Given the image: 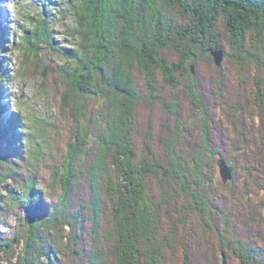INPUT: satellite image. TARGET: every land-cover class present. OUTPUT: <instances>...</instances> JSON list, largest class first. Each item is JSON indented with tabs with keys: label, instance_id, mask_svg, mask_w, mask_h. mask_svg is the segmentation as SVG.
Instances as JSON below:
<instances>
[{
	"label": "trees",
	"instance_id": "1",
	"mask_svg": "<svg viewBox=\"0 0 264 264\" xmlns=\"http://www.w3.org/2000/svg\"><path fill=\"white\" fill-rule=\"evenodd\" d=\"M56 4L52 0L33 2L37 14L28 16L32 28L19 27L18 46L24 56L20 73L39 76L40 87L53 108L58 107L51 119L34 118L40 131L38 128L33 133L27 128L28 148L46 157L43 147L34 145L36 139H41L40 144L50 143L52 134L59 132L70 137L62 190L57 196L59 202L51 203L52 208L46 210L43 198L49 194L38 184L36 171L7 174L15 178L18 190L12 188L6 196L0 195V223L11 215L16 226L11 238L0 235V255L22 242L17 263L39 264L45 260L61 264L59 256L67 257V251L76 253L72 245L80 244L89 264H163L164 251L176 248L179 242L185 263L195 264L185 238H193L195 231L204 235L211 232L213 229L207 226L209 222L214 225V217L219 216L224 225L219 226L223 233L217 234L222 252H232L240 264H264V199L259 195L264 191V0H65L55 11ZM65 9L73 18V25L67 28L73 40L70 48L55 40V30L47 18L52 11L59 15ZM44 46L59 52L66 61L51 71L39 57ZM225 47L229 50L225 52L229 67L236 71L253 69L252 104L236 103L230 95L224 100L220 90L197 83V77L202 76L199 62L212 64L211 51ZM3 49L0 41V52ZM1 66L0 81L7 75ZM212 67L211 71L223 79L224 69ZM211 71L204 73L212 75ZM48 79H52V86ZM52 88L54 93L48 91ZM167 88L172 92L169 97ZM177 91L187 94L188 100L176 102V108L171 100ZM89 96H96L100 102L92 108L84 127L81 117L87 112ZM158 102L176 116L180 109L184 126L175 117V122L166 120L156 130L159 124L154 122L153 106ZM139 106L153 113L142 114ZM254 116L259 118L258 128ZM11 120L16 126L20 117L15 114ZM6 130L0 125V163L4 164L25 151V147H10L11 139L4 138ZM228 130H235L237 138ZM13 136L17 137L15 132ZM91 145L96 147L93 155ZM58 151L57 147L49 157H55ZM220 158L231 167L233 182L223 185L218 193L214 177ZM85 159H89L88 165ZM84 176L91 191L86 201L76 202L75 187ZM235 182L244 187L243 199L252 202L250 209L244 210L251 221L243 220L242 226L253 223L255 230L248 227L245 231L249 236L244 240L242 233L230 229L237 225L236 216L230 219L218 212V208H224L221 201L232 208L234 203L239 204L240 196L234 201L228 197V187L234 188ZM102 198L109 205L112 228L108 253L98 244L105 236L99 232ZM212 207L217 209L216 216ZM83 214L88 217L83 218ZM84 219L90 226L88 249L79 234ZM178 227L184 230L181 238L176 234ZM226 231L232 233L231 238L224 234ZM53 233L58 239L53 240ZM197 233L194 240L204 242L202 234ZM64 238L69 244L66 251L61 242ZM74 264H80V260Z\"/></svg>",
	"mask_w": 264,
	"mask_h": 264
},
{
	"label": "rangeland",
	"instance_id": "2",
	"mask_svg": "<svg viewBox=\"0 0 264 264\" xmlns=\"http://www.w3.org/2000/svg\"><path fill=\"white\" fill-rule=\"evenodd\" d=\"M34 1L35 0H0V41L3 43V46H4L3 51L0 52V64L2 65L1 68H4L7 73L5 78L1 79L0 81V88H1L0 89V125L1 126L3 125L5 129H8L6 130L7 134H5L4 138L6 137L7 140L11 139L10 147L13 146V148L14 147L16 148L17 146H20L21 149L23 150L25 147V151H26V152L24 151L23 153H18L17 156L14 155V157H17V160L16 158L11 157L10 159L11 162L8 161L6 164H4L3 162L0 163V195L6 196L7 191L12 188L15 190H18V187L15 185V178L10 177L7 174L11 173L13 174V176H16L17 174H19L18 172H20L21 170H24L25 172H27L26 170H29L31 172L36 171L37 172L36 179L39 181L38 184L41 186L43 192L45 191L46 193L49 194L48 196H45L43 199H44L45 205L47 204L46 210H50L52 208L51 203L53 205L59 202L57 196L58 194H60L62 190L61 187H62V183L64 180L63 179V174L65 171V168H64L65 161L64 160H66L65 152L67 151V148H68L67 144L69 142L68 141L69 135H66V134L64 135L62 134V132H59V134L57 135L52 134L53 136H52L51 142L45 143V144H40V141H39L40 138L36 139L37 142L34 145H37V147L39 148L42 146L45 155L48 153V156L46 157H42V155H40V151L35 152L34 150L35 148L32 149L31 147L29 149L28 148L29 145L27 142L28 140L25 137V132H28L27 128H30V131L31 132L33 131V133H35L36 130L39 128V126H37L38 123L35 121L34 117H37V118H49L50 117L51 119L52 114L54 112L57 113L56 110L58 109V107L55 109L53 108V104L50 98L47 96L46 92L44 91L45 89L40 87L39 84L41 82V78L39 76H29V75H23L22 73H20L22 72L21 64L22 62H24V56H23L22 50L18 46L20 42V38H21V32L19 31L20 29L19 27H21V29L32 28V24L30 23L28 16L30 15L34 16L37 14L36 12L38 9L36 8L35 5H33ZM52 1L57 2V4L54 6L55 7L54 10L57 11V8L63 7V1L65 0H52ZM3 5L4 7H2ZM55 11H52L51 13H49V16L47 17L49 18V21L53 25V28L55 30L54 38L56 41L61 42L62 46L70 48L72 47L73 40H71L69 36L67 35V28H71V26L73 25L72 15L66 9L64 12H62L59 15H57ZM225 49L224 50L221 49L223 51V57H222L221 64L219 66H217L212 59V64L215 67H221L222 69H224V72H223L224 78L222 79L221 75H218V74H216L218 75L216 76L214 71H211L213 70L212 64H208L205 60H202V62H199V64L202 66L201 71H200V73L202 72V76L197 77V80L199 81V82L197 81V83L200 84L201 82L202 83L201 86L203 87H205L204 85L209 84L210 85L208 86L209 90L211 89H213L214 91L220 90V92L223 93L224 95V98H223L224 100H226V98L229 99V95H230L231 100L236 103L243 104V103L248 102V104H252L253 103L252 96L254 95L252 88H254L253 87L254 80L253 81L251 80L255 76L253 74V69L248 68L245 70L240 69L241 71H236V69L233 68L232 66L229 67L227 58L225 56V52L229 53V50L226 47ZM39 57H42L43 60L47 64L50 65L51 71L54 70L56 65H60L66 61L65 57H63L59 52L52 50L47 46H44L40 50ZM200 65L197 64V66H200ZM23 69H25V71L28 70L26 65L23 67ZM205 70H210L212 75H210L209 72L204 73ZM247 70L250 73L247 72ZM191 71L194 72V68L192 64H191ZM241 72L243 74H241ZM195 73L196 71L194 72V74ZM198 73H199V69H198ZM51 81L52 79L51 80L48 79L46 82H48L52 86V84L50 83ZM218 83L220 87L216 86V84ZM48 91L54 93L53 88L52 90L48 89ZM171 93L172 92H170V90L167 88V92L165 93L167 97H169ZM226 94H228V96H226ZM185 98L186 100H188L187 94L183 95L177 91L174 94V99L171 100V103L174 105V107L177 108L176 102L182 103L185 100ZM86 102H87L86 103L87 112L83 118L81 117V123L84 127H86L89 123V120H88L89 113H91V111L93 110L92 108H94V106H96L100 102V99L97 98L96 96H92V97L89 96L86 99ZM153 107L156 108L154 110V117H155L154 122H156V124H159V127L155 128L156 130H159L162 126V123H164L166 120H168L170 123L175 122L174 120L175 117L176 119H178L179 122H181V126H184V124H182L184 122L183 118H180L181 115L178 114V113H181L180 109L176 110L175 108V110L177 111V116H176L174 114H171L169 111H167L160 104V102H158ZM187 107H189L188 102H187ZM6 109H9V110H6ZM138 110L139 112L141 111L142 114H148V113L152 114L153 113L151 112V109L146 110L144 109V107L141 108L140 106L138 107ZM249 110H251V108H249ZM6 111H8L9 113L10 112L15 113L16 115L20 117V121H18L19 123H17V125L19 126L13 125V123L11 122L12 120L8 118L9 114L6 115ZM198 116H200V113L198 114ZM25 117L27 118V120L25 119ZM60 117L62 121H65L63 116H60ZM5 118H7L8 120ZM188 118H189L188 120H190V122L192 123L193 121L192 118H190V116ZM253 120H254L255 126L257 127L259 125V118L257 116L256 117L254 116ZM7 122L9 126L7 125ZM62 124L60 127L61 129H62ZM250 125L251 124L249 123L248 129H251ZM15 128H18V131L21 134L19 138L13 136ZM39 131H40V128L38 129V132ZM225 132L227 133V131ZM228 132L233 137L235 136V134L237 135L235 130H228ZM253 132L257 133L258 131L254 129ZM4 138H3V141L5 144ZM234 138H237V137L235 136ZM229 139L231 140V137ZM72 140L74 141L73 137H72ZM137 144H138L137 146L138 149H141L142 143L138 142ZM31 145L32 144L30 143V146ZM33 147H36V146H33ZM57 147L60 150L58 151L59 154H56L55 157L50 158L49 157L50 154L55 152ZM95 148L96 147L91 145L90 152L92 153V155L94 154V150H96ZM44 153L42 151V154ZM89 159H85L86 165H88L87 162ZM82 163L83 162H81V164ZM78 168L80 169L82 168V166H79ZM227 168H229L231 177L230 178L227 177L226 180H223L221 173H220V167L219 165H217L216 175L214 177V183L218 187V189L220 188L218 193H221L223 185H230L229 184L230 181L233 182L232 170L228 165H227ZM83 178L84 179H82L81 177L79 178V182L77 186L75 187L77 198H75L74 200H76V202L86 201L87 200L86 195L88 191L89 192L91 191L89 181H87L88 177L84 176ZM85 181L87 182L85 183ZM99 187L100 188L103 187L101 183ZM228 189H230L231 191V195L230 193H228V197L232 196V200H233V198H239L240 196L239 200L243 203H241L240 201L238 202L239 204L234 203V207L232 208L230 205L223 204V201H221L224 208H222L221 206V208H218V212L220 213V211H222L223 214L224 213L227 214L226 218H230V219H233V215L236 216L235 221L238 226L236 225L235 227L233 224L230 229L233 228L235 232H237L239 235H241L240 233H242L243 237L241 236V239L244 240L243 238H248L249 236V233L248 232L246 233L245 231L248 227L249 229L255 230L253 223H251V225L246 228L242 226L243 220L251 221L249 217L245 214L244 210L246 211L249 210L252 202L249 201L248 198L247 200L243 199L244 187L237 185V182H235L234 188L231 189L228 187ZM80 191H81V194H80ZM56 193L57 195L52 196L53 194H56ZM236 193L238 195H234L236 197H233V194H236ZM98 195L99 196L97 198L101 204L99 191H98ZM259 195L261 197L260 200L264 199V191L260 192ZM82 196H83V199H82ZM102 201H104V208H103L102 214H100L101 226L99 228V232L100 234L104 233L105 236H101V239L98 240V244L102 252L108 253V251L111 250L112 244L108 245L107 239H112V235H111L112 228L110 227V220H109V214H108L109 205L107 204L106 199H103ZM14 207H16V205H14ZM211 209L214 212L213 213L214 216H216L217 209L216 208L213 209V207ZM75 210H76V207H73V211ZM263 212H264V209H263ZM4 216L5 215L3 214L2 217ZM82 217L87 218L88 215L83 214ZM219 219H220L219 216L214 217L213 220H214V223L216 224V225L214 224L215 226L213 224L210 225V222H209V226H207V229H213V230L211 232H206L207 233L206 235H204L201 231H198V233H201L202 237L205 239L204 241L205 243L204 242L197 243L194 240V238H196L195 236V234L197 233L196 231L193 232V238L188 237L189 240L185 238L186 239L185 243L187 244L188 247H190L192 258L195 261V264H223V262L224 263L226 262V264H240V259L238 256L235 257L230 251L229 252L227 251L226 253L225 251L222 252V250L220 249L221 246L219 243L220 241L217 238V234L223 233V231L221 232V229H219L220 228L219 226L221 225L224 226V225L223 223H220ZM0 220H2V218ZM84 220L85 221L84 223H82V227H81V230L79 231V234H82V238L84 240V243H86V246L88 249L89 243H87V241H90L88 237L90 226L88 222L89 220L88 219L87 220L84 219ZM223 220L225 221V219ZM15 226H16V223H14L13 218L11 217V215H8L7 217H5V222L0 223V235L3 236V238L5 236H8V238L9 237L11 238L14 235ZM64 233L65 234L68 233V228L65 230ZM176 234H178V237L181 238L182 236L181 234H184V230L182 229V227L179 228L178 233L176 232ZM224 234L227 236L228 239L231 238L230 236L232 233H230V231H226V233ZM250 234L252 233L250 232ZM56 237L58 239L57 233H53L52 235L53 240H55ZM225 239L226 238L223 237V240ZM61 242L64 246L63 249L66 251L65 248L69 245L68 240L64 238L61 240ZM177 245L178 246L176 248L171 247L164 251L163 264H186L185 258L183 256L184 253L182 249L180 248L179 242L177 243ZM72 247L76 250V253L67 251L66 252L67 257H65L64 255H60L59 258H60L61 264H71V263L74 264V262H76L77 259L80 260V264L81 262L82 264H87V263L89 264L88 262L89 256L84 254V245L75 244V245H72ZM21 249H22V242H20L18 245L16 244L15 246L10 247V249L8 248L7 251L4 249L5 252L0 255V264H20V263H17V260L18 258L22 256ZM107 258H111V255L108 254ZM39 264H49V263L45 260H41ZM52 264H54V262Z\"/></svg>",
	"mask_w": 264,
	"mask_h": 264
},
{
	"label": "water",
	"instance_id": "3",
	"mask_svg": "<svg viewBox=\"0 0 264 264\" xmlns=\"http://www.w3.org/2000/svg\"><path fill=\"white\" fill-rule=\"evenodd\" d=\"M210 54L212 56L214 63L217 66H219L221 64V61H222L223 51L221 49L217 48V49L212 50ZM225 163L226 162L223 159H221V158L219 159L220 173H221L223 180H226L227 177L228 178L231 177V173L229 171V168H227V165Z\"/></svg>",
	"mask_w": 264,
	"mask_h": 264
},
{
	"label": "bare ground",
	"instance_id": "4",
	"mask_svg": "<svg viewBox=\"0 0 264 264\" xmlns=\"http://www.w3.org/2000/svg\"><path fill=\"white\" fill-rule=\"evenodd\" d=\"M3 7V6H2ZM6 110H9V109H6ZM9 114V115H8ZM6 115H8V118H10V119H12L13 118V116L15 115V113H9L8 111H6ZM35 118V117H34ZM5 119H7V118H5ZM39 119H42V118H39ZM8 120V119H7ZM7 125H8V122H7ZM6 125V126H7ZM9 126V125H8ZM2 127L3 128H5L3 125H2ZM15 134L17 135V137L19 138L20 136H21V134L19 133V131H18V128H15ZM25 134H26V132H25ZM17 138V139H18ZM17 148L19 149V148H21L20 146H17ZM224 160V159H223ZM231 168V167H230Z\"/></svg>",
	"mask_w": 264,
	"mask_h": 264
}]
</instances>
